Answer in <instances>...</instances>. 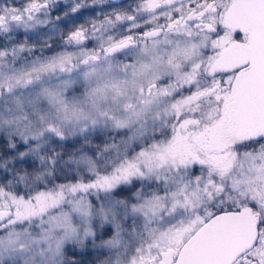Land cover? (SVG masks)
Returning <instances> with one entry per match:
<instances>
[{
  "label": "snow or ice",
  "instance_id": "obj_1",
  "mask_svg": "<svg viewBox=\"0 0 264 264\" xmlns=\"http://www.w3.org/2000/svg\"><path fill=\"white\" fill-rule=\"evenodd\" d=\"M0 264H264V0H0Z\"/></svg>",
  "mask_w": 264,
  "mask_h": 264
},
{
  "label": "flooded vegetation",
  "instance_id": "obj_2",
  "mask_svg": "<svg viewBox=\"0 0 264 264\" xmlns=\"http://www.w3.org/2000/svg\"><path fill=\"white\" fill-rule=\"evenodd\" d=\"M114 2H116V3H128L129 2V0H114Z\"/></svg>",
  "mask_w": 264,
  "mask_h": 264
},
{
  "label": "rangeland",
  "instance_id": "obj_3",
  "mask_svg": "<svg viewBox=\"0 0 264 264\" xmlns=\"http://www.w3.org/2000/svg\"><path fill=\"white\" fill-rule=\"evenodd\" d=\"M85 15L87 16V15H89L88 13H85Z\"/></svg>",
  "mask_w": 264,
  "mask_h": 264
}]
</instances>
